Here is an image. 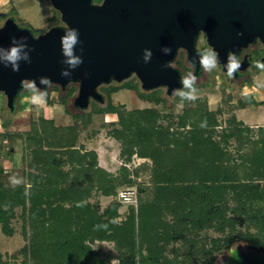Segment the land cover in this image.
<instances>
[{"label":"trees","instance_id":"obj_1","mask_svg":"<svg viewBox=\"0 0 264 264\" xmlns=\"http://www.w3.org/2000/svg\"><path fill=\"white\" fill-rule=\"evenodd\" d=\"M178 61L187 68L183 55ZM125 88L132 91V83L100 87L107 101L98 111L116 118L118 128L109 135L119 143L120 159L144 160L134 170L122 165L111 174L99 167L94 151L77 146L82 127L76 120L83 114L69 111L67 104L72 125L55 126L42 117L31 123L23 182L6 185L0 167V231L13 236L11 221L20 209L26 243L19 264H217V254L236 243L264 252V128L254 134L231 115L218 132L222 111L208 110L198 98L175 122L153 108L113 105L111 96ZM191 88L197 89L195 82ZM74 91L71 86L63 95L60 89L59 96L69 98ZM135 91L140 100L154 98L167 107L162 89L144 92L138 86ZM187 93L183 85L171 106L186 102ZM250 104L255 101L241 108ZM143 173L147 180L137 183ZM130 186L136 188L137 204L121 221L117 199L103 210L89 202L94 195L116 198L120 188ZM95 243L112 244L115 256L97 252ZM16 258L11 262L0 253V264H16Z\"/></svg>","mask_w":264,"mask_h":264},{"label":"water","instance_id":"obj_2","mask_svg":"<svg viewBox=\"0 0 264 264\" xmlns=\"http://www.w3.org/2000/svg\"><path fill=\"white\" fill-rule=\"evenodd\" d=\"M48 1L63 26L38 36L12 18L0 27V93L11 112L23 80L33 83L39 93H47L51 86L65 90L70 84L77 85L72 104L82 111L91 101L103 102L98 92L101 86L120 85L131 77L144 92L164 88L166 96L173 98L183 87V77L167 65L182 50L186 61L198 70L196 45L201 34L217 53V64L226 76L230 75L229 52L237 57L255 40L264 46V0ZM68 29L78 31L72 52L82 62L76 66L68 63L71 58L63 52L61 38ZM11 47L20 49L16 72L6 59ZM246 67L243 61L239 70ZM42 78L50 84L41 83ZM222 264H264V252L236 248L233 257L227 255Z\"/></svg>","mask_w":264,"mask_h":264},{"label":"rangeland","instance_id":"obj_3","mask_svg":"<svg viewBox=\"0 0 264 264\" xmlns=\"http://www.w3.org/2000/svg\"><path fill=\"white\" fill-rule=\"evenodd\" d=\"M0 15H14L17 25L29 29L34 36L45 33L54 26H63L59 13L52 8L48 0H0ZM1 18L0 27L3 25L4 19L6 17H4L3 19ZM196 47L197 49L199 48L201 50L208 47L202 34L198 38ZM181 57L182 54H180L179 58ZM260 58L264 59V53L260 54ZM176 60L173 64H175ZM177 67L182 72L184 78L187 77V68L183 66L182 61H178ZM177 67L175 66L174 68L177 69ZM193 77L195 78L193 82L196 83L197 89H192L191 87L188 88L186 102L177 101L173 106H171L172 98H168L169 102L166 104L167 107H165L161 103L155 104L154 98L149 99V102L140 100L135 91V89L140 85L135 77H131L129 80L123 82V84L132 83V91L126 88L120 89L118 92L114 93L111 96V100H113V102H115L117 105L124 106L127 110L153 108L157 110L161 116L172 115L175 118V122L176 116L181 114L183 108L189 105L192 100H194L190 99V97H195V99L198 98L200 100H205L208 110L214 112L217 108H219L222 111L220 115H217V120L220 126L217 128L218 132L225 128L226 122L231 115H234L236 119L241 121L245 126L250 127L253 130L254 134L259 128H264V110L259 109L261 107H264V69L256 67L254 70L250 71L249 75L244 76L242 79L234 81L229 79L226 80L224 78V74L220 69V66L217 64V67L207 72L202 67L200 76L195 77L191 74L188 76V79L191 80ZM114 85L117 84L110 83L108 85H103V87ZM71 86L75 91L74 94L69 98H61L59 96V87H49L47 90L46 103L39 107L34 106L30 103L28 97L31 96V92H28L27 90H25V92H20L15 100V113H12L7 108L6 98L2 93H0V130L3 132L0 133V136H7L8 143L6 145V148L10 149V151H4V154L1 153V157L9 159L6 155L10 153L12 155L10 157V161H13L14 158L18 157L21 160V163H19V165H21L18 169H14L16 166L14 165V163H12L10 168L8 167L7 173H4L3 175V183L13 186V184L10 183V177H13V179L19 181V183L24 181L22 176V170L24 168L23 148L26 134L29 131L31 123L33 121L36 122L41 116H46L54 117V120L57 124H67L75 122L74 119L65 112L66 104L68 105L69 111L80 112L81 114H83L76 120L77 123H79V126L82 127L81 131L78 134V137L80 138L79 140L84 142L87 148L91 150L96 149L97 152H100L99 149L102 148L103 145L106 146V149L110 151L109 153L107 152V162H111V160H113V156H115V165H109L107 162H105V166H107L109 170L117 173L118 169L122 165H126V167L132 171L139 164L144 162V160L138 159L135 156L132 158L130 163H124L122 160H119L120 157L118 156V153L120 151V146L113 142L109 135L112 128H118L116 118L113 115L98 111V109L106 106L107 101L101 89L99 88L98 92L103 95V102L91 101L90 106L87 109L79 111L72 104L73 99L77 94V85L70 84L66 87L65 90H62V92L64 95L67 89ZM34 90L35 89H32V92H35ZM164 91L165 89H163V92ZM164 96L166 97V95ZM253 97H255V105H247L242 112H239L241 109H243L241 108V106L243 104H246L248 100H253ZM87 114H91L90 118L86 117ZM61 117L64 118V122H62L63 119ZM160 122L165 125L167 123V120L166 118H161ZM1 123H6V127L2 128ZM215 138L217 139V136ZM91 139L92 141L87 142ZM79 140L78 142L80 144ZM108 141L112 142L110 143V147L107 144ZM11 149H13L15 152L11 151ZM15 154H19V156L15 157ZM109 154L112 157H110ZM29 158L30 155L27 156V160H29ZM106 159L102 158L103 162ZM1 162L2 160L0 159V164ZM144 180H147V173L141 174L140 179H137L136 182L140 183ZM125 188L127 187L120 188L119 192L124 190ZM115 199L119 200L120 198H118V196L116 198H102L94 195L89 200V202L92 204H98L100 210H103L107 206L108 202ZM136 204V194L135 203H121L118 221L123 220L126 217L129 208L132 206L135 208ZM15 214L16 217L11 221V225L14 228L13 236H5L0 231V253L3 255V257H5V259H9L11 262H13L11 259L13 255L17 254L15 263L19 264L22 260V256L18 255V253L19 250L25 245L26 238L22 233L23 223L20 218V209H16ZM251 231L254 232V230ZM203 234L205 233H202L201 235L203 236ZM208 234L210 236H217V234L212 231H209ZM233 247L245 251L250 250L249 247H247V245L244 243H236ZM93 248L99 253L106 254L110 252L113 254V256H115V253L112 251V244L110 243H95L93 245ZM226 256L227 251L218 253L217 264H222ZM113 262L115 261L113 260Z\"/></svg>","mask_w":264,"mask_h":264},{"label":"clouds","instance_id":"obj_4","mask_svg":"<svg viewBox=\"0 0 264 264\" xmlns=\"http://www.w3.org/2000/svg\"><path fill=\"white\" fill-rule=\"evenodd\" d=\"M77 35L78 31L75 29H68L67 35L63 36L62 39V45H63V52L66 56L70 57L71 59L68 61L69 64L72 66H76L82 61L73 56V45L77 43ZM26 39V38H23ZM13 43H15V39L13 38ZM165 52H170V48H165ZM198 54L200 55V64L203 67V69L207 71H211L213 68L217 67V53L213 50V47L209 45L206 48H203L202 50L198 48ZM151 53H148V55L145 56V60L148 59V56H150ZM6 59L12 64V70L14 72L19 71V67L17 65V61L20 59V49L18 47H11L10 51L8 52ZM228 59H229V74L233 72L234 70H238L240 67V62L233 56L231 52L228 53ZM167 66L175 67V64L169 63ZM256 66L258 68L264 69V63L257 62ZM64 75H67V73H63ZM189 75H191L189 73ZM194 77L190 80L187 77L183 79V84L186 88H190L191 84L194 81ZM41 83L44 84H50V81L47 78H42ZM21 89H19L20 92H25L27 90L28 92H31V96L28 97L30 103L34 106H42L46 103L45 95L46 93H39L32 92V89H34L35 85L27 80L21 81ZM183 96L184 94L181 93ZM190 99H195V97H190ZM10 183L13 185H18L19 181L14 180L13 177H10ZM236 250V247L230 248L227 250V255L229 257H233V254ZM238 258V256L236 257Z\"/></svg>","mask_w":264,"mask_h":264},{"label":"flooded vegetation","instance_id":"obj_5","mask_svg":"<svg viewBox=\"0 0 264 264\" xmlns=\"http://www.w3.org/2000/svg\"><path fill=\"white\" fill-rule=\"evenodd\" d=\"M99 2H101V0L95 1V3H99ZM7 18H12L15 21L14 15L13 16H7L4 19V21ZM202 35H203V38L205 40V35L204 34H202ZM263 53H264V46L258 40H255L247 48L242 49L238 53L237 57H235V58H237V60H239L240 63L243 62V61H245V64L247 65V67L244 70H239V69L238 70H235V72L234 73H231L230 75H227V76L224 75V78L226 80L229 79V80L237 81L239 79H242L244 76L249 75L250 71L254 70L257 67L256 66V63L257 62H260L261 61V63H263L264 59L263 58H260V54H263ZM180 54L183 55L184 63L186 65V67L189 69V73L192 74V75H194L195 77L200 76L201 75V72H202V66H200V68L198 70H196L191 64H189L186 61L185 52L181 50V51H179L178 55L180 56ZM179 56H178V58H179ZM178 58H177L176 62L178 61ZM177 70L182 74V72L180 71V69H178V67H177ZM188 76H187V78H188ZM182 77H183L182 79H184L183 74H182ZM161 89L163 90L164 88H161ZM164 93H165V91H164ZM165 95H166V93H165Z\"/></svg>","mask_w":264,"mask_h":264},{"label":"crops","instance_id":"obj_6","mask_svg":"<svg viewBox=\"0 0 264 264\" xmlns=\"http://www.w3.org/2000/svg\"><path fill=\"white\" fill-rule=\"evenodd\" d=\"M253 99V101H255V97H253L252 98ZM258 101V100H257ZM142 102V101H141ZM143 103V102H142ZM112 104L113 105H117L115 102H113V100H112ZM139 109H144V108H139ZM259 109H263L264 110V107H261V108H259ZM244 109H241L239 112H242ZM263 116H264V113H263ZM42 118H45V119H52L53 121H54V125L55 126H70V125H72L73 123H67V124H57L56 123V121L54 120L55 118L54 117H43V116H41ZM56 117V116H55ZM58 117V116H57ZM63 120H62V122H64V118L63 117H61ZM264 118V117H263ZM239 121V120H238ZM3 128V127H2ZM115 128H117V127H115ZM0 133H3L1 130H0ZM111 138V140H113V142H115L118 146H119V143L118 142H116L112 137H110ZM80 138H78V140H79ZM8 141V139H7V136H0V159L2 160V162H1V164H0V166L2 167V169L4 170V173H7V169H8V167L10 168L11 167V165H12V163H14V165H16L15 166V168L14 169H18L19 167H20V165H19V163H21V160L19 159V154H15V157H18V158H14L13 159V161H10L11 159H10V157L12 156L10 153H8V155H6L7 156V158H9V159H6V158H4V157H1V153L2 154H4L5 152L4 151H7V150H9L10 151V149L9 148H6V145H7V142ZM80 141V140H79ZM90 141H92V139L91 140H89V141H87V142H90ZM110 143H112L111 141H108L107 142V144L109 145V147H110ZM90 144V143H89ZM106 144V145H107ZM77 146H81V147H83L86 151H94L95 153H96V155H97V161H98V165H99V167H101V168H103L104 170H106L107 172H109V173H111V174H116V172H113L112 170H109L108 169V167L107 166H105V162H107V159H106V156H107V152L109 153L110 151H108L107 149H106V146H102V148H100L99 150H100V152H97V150L96 149H89V148H87V146H85V143L84 142H82V141H80V144H79V142H78V144H77ZM11 151H14L13 149H11ZM15 152V151H14ZM7 154V153H6ZM110 155V154H109ZM118 156H119V153H118ZM110 157H112L111 155H110ZM102 158H105L106 160L103 162V160H102ZM113 160H111V162H107L109 165H115L114 164V162H115V156H113V158H112ZM120 161H121V159H119ZM113 161V162H112ZM102 198H109V197H102ZM109 203V202H108Z\"/></svg>","mask_w":264,"mask_h":264},{"label":"built area","instance_id":"obj_7","mask_svg":"<svg viewBox=\"0 0 264 264\" xmlns=\"http://www.w3.org/2000/svg\"><path fill=\"white\" fill-rule=\"evenodd\" d=\"M135 194L136 189L135 187H127L124 190L118 192V198H120L118 201L121 203H135Z\"/></svg>","mask_w":264,"mask_h":264}]
</instances>
